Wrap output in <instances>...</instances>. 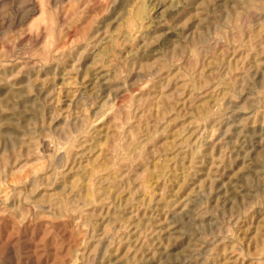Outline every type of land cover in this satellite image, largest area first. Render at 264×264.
I'll return each instance as SVG.
<instances>
[{
  "label": "rangeland",
  "instance_id": "1",
  "mask_svg": "<svg viewBox=\"0 0 264 264\" xmlns=\"http://www.w3.org/2000/svg\"><path fill=\"white\" fill-rule=\"evenodd\" d=\"M0 264H264V0H0Z\"/></svg>",
  "mask_w": 264,
  "mask_h": 264
}]
</instances>
